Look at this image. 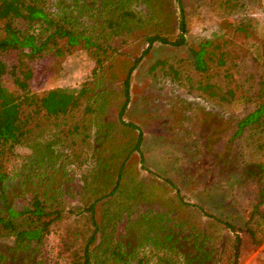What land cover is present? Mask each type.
Segmentation results:
<instances>
[{"label": "trees", "instance_id": "1", "mask_svg": "<svg viewBox=\"0 0 264 264\" xmlns=\"http://www.w3.org/2000/svg\"><path fill=\"white\" fill-rule=\"evenodd\" d=\"M55 1L53 5L52 0H0V264H46V239L67 212L68 160L83 162L88 147L98 154L93 172L85 174L94 187L90 189L87 181L80 201L90 212L91 231L83 236L84 243L71 251L66 264H149L143 249L146 243L155 249L159 264H219L204 227L170 225L173 202L170 210L145 211L128 218L122 233L118 231L120 214L109 221L96 215L99 209L109 211L104 204L126 183L128 159L136 151L142 152L145 141L140 127L124 118L131 99L132 74L155 42L186 44L189 28L183 0ZM236 30L248 31L245 25ZM139 40L146 46L134 55L131 46ZM208 44L205 41L200 50L192 49L195 68L206 75L204 51L208 49L204 47ZM76 46L94 58L87 79L77 87L57 86L43 92L30 89L32 69L23 67L26 60L61 57ZM225 52L219 54L220 65L226 63ZM209 55L210 61L219 56L213 51ZM6 57H13V63L8 65ZM165 62L156 61L152 69ZM231 64L227 72L232 75L237 62L233 59ZM4 76L12 79L14 87L3 82ZM251 77L247 87L242 85V96L256 105L236 122L234 137L264 117V94L256 91L254 72ZM118 81L121 99L115 102L114 84ZM198 81L199 89L215 93L210 80ZM236 92L233 86L227 95L233 97ZM18 144L26 145L30 152L16 179L10 166L18 155ZM256 166L257 173L243 166L244 174L259 175V196L263 198L264 162ZM24 194H29V201L19 208L16 198Z\"/></svg>", "mask_w": 264, "mask_h": 264}, {"label": "rangeland", "instance_id": "2", "mask_svg": "<svg viewBox=\"0 0 264 264\" xmlns=\"http://www.w3.org/2000/svg\"><path fill=\"white\" fill-rule=\"evenodd\" d=\"M55 2L52 0L53 5ZM183 2L189 28L186 44L155 42L132 74L131 99L124 118L140 127L145 141L142 152L136 151L128 159L126 183L104 204L109 211L101 207L103 211L99 209L96 215L109 221L120 214L118 231L122 233L128 218L145 211L170 210L173 202L170 225L204 227L215 245L219 264H264L261 182L258 174L245 175L243 167L247 165L257 173L256 164L264 162V117L239 137L233 136L236 122L256 105L242 96V85L250 84L252 72L256 91L264 94V0ZM239 25H245L248 31L236 30ZM205 41L210 44L204 48L214 55L226 51L223 65L218 63L220 55L210 61L208 50L204 51L208 75L195 68L192 51L200 50ZM145 46V41L139 40L131 46V52L139 54ZM233 59L237 65L231 75L227 67ZM4 60L8 65L13 63V57ZM159 60L166 62L152 69ZM26 65L32 69L30 89L43 92L57 86H79L91 75L95 61L86 49L76 46L64 56L45 55L26 60L23 67ZM201 78L214 84L215 93L198 88ZM3 82L14 87L9 76H4ZM119 85V81L114 84L115 102L121 99ZM233 86L237 92L230 97L227 92ZM16 151L10 171L18 179L30 149L18 144ZM86 154L83 162L68 160L71 178L65 190L67 212L46 239V264H66L71 251L84 243L83 236L90 235V212L81 206L80 192L89 180V188L94 187L90 178L85 180V174L93 172L98 154L92 147ZM137 190L141 193L135 194ZM28 201L29 194H24L16 198V205L22 208ZM122 209L126 211H118ZM146 244L143 249L147 250L149 264H159L155 249Z\"/></svg>", "mask_w": 264, "mask_h": 264}]
</instances>
